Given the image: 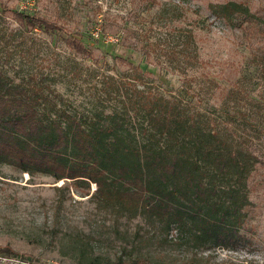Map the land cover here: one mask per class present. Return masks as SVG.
<instances>
[{
	"label": "rangeland",
	"instance_id": "1",
	"mask_svg": "<svg viewBox=\"0 0 264 264\" xmlns=\"http://www.w3.org/2000/svg\"><path fill=\"white\" fill-rule=\"evenodd\" d=\"M229 1L251 20L215 12ZM17 11L59 29L22 23ZM0 72L87 121L117 111L135 123L141 90L214 122L239 109L232 129L258 157L239 239L208 249L175 230L166 237L140 207L104 205L94 183L87 191L0 161V264H264V0H0ZM251 123L260 133L243 128Z\"/></svg>",
	"mask_w": 264,
	"mask_h": 264
},
{
	"label": "trees",
	"instance_id": "2",
	"mask_svg": "<svg viewBox=\"0 0 264 264\" xmlns=\"http://www.w3.org/2000/svg\"><path fill=\"white\" fill-rule=\"evenodd\" d=\"M217 7L215 12L224 17L235 9L251 20L239 3ZM16 17L44 30L59 29L23 11ZM67 42L86 52L75 38ZM139 93L135 123L117 111L87 121L57 106L38 84L13 83L0 72V161L29 174L70 178L87 191L94 183L96 200L140 207L163 225L166 237L175 230L174 238L192 247L235 243L250 203L247 179L258 161L248 138L239 139L232 129L240 110L223 113L214 122L209 114L183 108L175 98ZM243 126L260 133L257 124Z\"/></svg>",
	"mask_w": 264,
	"mask_h": 264
}]
</instances>
